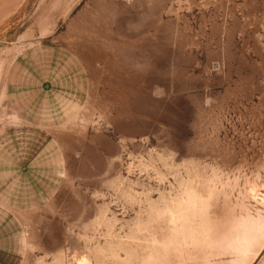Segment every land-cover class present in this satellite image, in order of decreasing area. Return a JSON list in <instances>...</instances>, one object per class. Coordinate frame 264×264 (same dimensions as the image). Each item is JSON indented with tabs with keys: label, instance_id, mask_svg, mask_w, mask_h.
<instances>
[{
	"label": "rangeland",
	"instance_id": "1",
	"mask_svg": "<svg viewBox=\"0 0 264 264\" xmlns=\"http://www.w3.org/2000/svg\"><path fill=\"white\" fill-rule=\"evenodd\" d=\"M0 264H264V0H0Z\"/></svg>",
	"mask_w": 264,
	"mask_h": 264
}]
</instances>
